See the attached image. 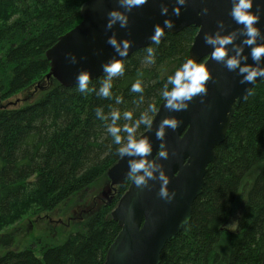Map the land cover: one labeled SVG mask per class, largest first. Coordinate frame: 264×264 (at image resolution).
I'll return each instance as SVG.
<instances>
[{
  "label": "trees",
  "instance_id": "obj_1",
  "mask_svg": "<svg viewBox=\"0 0 264 264\" xmlns=\"http://www.w3.org/2000/svg\"><path fill=\"white\" fill-rule=\"evenodd\" d=\"M87 1L0 0V232L19 212L50 213L85 196L120 159L94 108L102 106L105 113L131 110L135 117L148 103L159 107V89L167 75L190 57L198 32L194 27L168 34L153 45L154 64L142 62L144 49L122 61L125 71L112 80V98L81 94L76 86L66 88L54 79V85L34 103L3 106L47 77V51L81 22L80 10ZM138 70L143 72L141 104L133 103L140 94L129 91ZM103 76L90 80L89 87L98 88ZM116 95L122 103H115ZM137 131L145 132L143 126ZM248 179L239 227L227 233ZM129 185L126 180L120 187L116 203ZM114 204L104 206L86 221L82 232L61 245L38 239L15 250L14 236L1 235L0 264H105L120 233L111 218ZM160 264H264V80L235 109L191 220L167 243Z\"/></svg>",
  "mask_w": 264,
  "mask_h": 264
},
{
  "label": "water",
  "instance_id": "obj_2",
  "mask_svg": "<svg viewBox=\"0 0 264 264\" xmlns=\"http://www.w3.org/2000/svg\"><path fill=\"white\" fill-rule=\"evenodd\" d=\"M174 2L147 0L143 6L128 12L127 27L121 28L116 24L112 29H106L107 13L120 7L117 0H89L81 7V22L61 36L46 53L50 63L47 79L54 78L66 88L75 87L77 72L86 69L90 72V80H95L104 75L102 63L114 55L113 48L106 43L107 37L115 31L118 38L131 39L129 53L121 59L130 58L150 42L148 38L153 25L163 24L165 16L161 15L160 6L166 3L169 7L166 15L174 25L166 29L161 41L168 34H178L194 27L198 32L189 51L190 57L207 62L210 79L203 99L200 95L195 96L189 101V107L181 111L169 112L162 106L152 130L141 134L149 136L154 155L160 143L155 137L159 120L164 115H173L180 120L175 130L166 129L164 140L169 155L167 159H159L169 175V191L176 192L175 198L170 202L160 198L158 180H149L144 187H137L130 181L127 192L111 213L120 233L108 250L105 264H160L167 243L191 220L193 205L205 186L208 167L216 158V149L226 139L235 109L248 97L245 93L247 88L252 91L262 81L257 77L254 84H242L235 71H229L223 63L210 59L212 47L204 43V33H215L220 20L224 21L225 32L241 27L229 15L231 0H187L181 6L179 16L172 14ZM256 3L264 6V0H254L252 11H256ZM204 8L208 9L206 13H202ZM257 25L264 33V7ZM241 39L243 37L238 35L235 42L239 43ZM258 42L264 43V39H258ZM249 51L250 46H245L244 52L247 54ZM69 53L76 55L77 63L70 62ZM246 62L254 63L250 55ZM127 159L120 158L107 172L113 188L121 187L128 180Z\"/></svg>",
  "mask_w": 264,
  "mask_h": 264
},
{
  "label": "clouds",
  "instance_id": "obj_3",
  "mask_svg": "<svg viewBox=\"0 0 264 264\" xmlns=\"http://www.w3.org/2000/svg\"><path fill=\"white\" fill-rule=\"evenodd\" d=\"M120 7L111 9L107 15L108 19L105 24L106 29H112L114 25L119 24L121 28L127 27L129 22L128 12L134 7L139 8L147 3V0H117ZM187 0H175L172 6V14L179 16L182 11V5ZM229 15L241 27L232 31H224V21H218V27L215 33L205 32L203 40L205 44L212 47L210 59L221 62L229 71H235L240 76V83L254 84L257 77L264 80V43L258 42V39H264V33L261 32L257 25L260 20L262 4L256 3V11H252L254 0H231ZM123 9V10H121ZM207 8L202 10L206 13ZM169 7L166 3L160 6L161 15L165 16L163 24L155 23L153 31L149 36V43L145 45L142 62L147 65L155 63L156 49L153 45H159L161 38L165 36L166 29H171L174 21L166 14ZM202 13H197L201 15ZM243 39L236 43L237 37ZM106 43L113 48L114 55L109 57L101 65L103 79L100 81L98 88H90V72L81 69L77 72L76 88L81 94L95 92L102 98H112L111 91L114 77L122 76L125 68L122 59L128 55L132 40L124 37L118 38L115 31L107 37ZM231 45L229 48L228 46ZM245 46H250L249 53L244 52ZM249 55L254 63L246 62ZM71 63H77L76 55L69 53ZM206 61H197L194 57H188L182 60L179 65L164 80L159 89V97L162 103L157 107L153 103H148L147 107L142 110L138 116L134 117L133 111L111 109L105 113L102 106L94 108L95 117L104 123V130L107 135L111 136L112 144L116 145L115 153L122 159L128 157V171L126 177L129 181L135 183L137 187H144L149 184V180H158L160 182L158 195L161 199L172 201L176 192L169 191V175L164 170L163 165L159 162L160 158L167 159L169 155L166 142L164 140L166 129L175 130L180 125V120L173 115H164L155 128V137L160 143L154 155L153 144L148 135L138 134V129L143 126L147 133L153 128L154 120L163 106L169 112L181 111L189 107V101L195 96L200 95L201 99L207 93V82L210 79V73L206 66ZM143 72L137 71V78L133 80L129 91L139 93L133 101L135 104L144 102V85L141 77ZM247 95L251 94V89L247 88ZM115 103H122V97L116 95ZM111 108V106H109ZM124 120L125 123L118 124V120ZM123 134V135H122ZM151 157V158H150Z\"/></svg>",
  "mask_w": 264,
  "mask_h": 264
},
{
  "label": "rangeland",
  "instance_id": "obj_4",
  "mask_svg": "<svg viewBox=\"0 0 264 264\" xmlns=\"http://www.w3.org/2000/svg\"><path fill=\"white\" fill-rule=\"evenodd\" d=\"M54 82V78H45L2 103V105L7 108H21L25 105H30L41 97L48 88L53 86ZM250 182L251 180L249 181V179L246 181L238 195L232 215L226 226L227 233H235L239 227ZM119 189L120 187H116L115 190L111 186L106 174L85 196L68 202L62 208H57L50 213L41 215H33L32 210H28L25 213L19 212L20 214L18 213L17 217H13L7 226L3 227L0 236L12 234L15 239V250L27 248L38 239L49 244L61 245L71 235L82 232L86 221L104 206L115 203L114 210L122 198L121 196L117 203L116 199H114L119 194Z\"/></svg>",
  "mask_w": 264,
  "mask_h": 264
},
{
  "label": "bare ground",
  "instance_id": "obj_5",
  "mask_svg": "<svg viewBox=\"0 0 264 264\" xmlns=\"http://www.w3.org/2000/svg\"><path fill=\"white\" fill-rule=\"evenodd\" d=\"M80 13H81V10H80Z\"/></svg>",
  "mask_w": 264,
  "mask_h": 264
},
{
  "label": "flooded vegetation",
  "instance_id": "obj_6",
  "mask_svg": "<svg viewBox=\"0 0 264 264\" xmlns=\"http://www.w3.org/2000/svg\"><path fill=\"white\" fill-rule=\"evenodd\" d=\"M116 190V189H115Z\"/></svg>",
  "mask_w": 264,
  "mask_h": 264
}]
</instances>
